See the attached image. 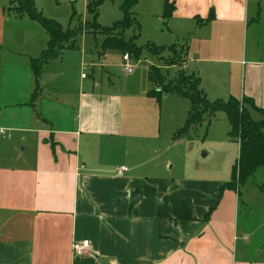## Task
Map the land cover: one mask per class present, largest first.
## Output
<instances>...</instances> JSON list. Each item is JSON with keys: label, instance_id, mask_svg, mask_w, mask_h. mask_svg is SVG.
<instances>
[{"label": "crops", "instance_id": "1", "mask_svg": "<svg viewBox=\"0 0 264 264\" xmlns=\"http://www.w3.org/2000/svg\"><path fill=\"white\" fill-rule=\"evenodd\" d=\"M165 1L152 0L150 9L168 33L151 43L183 45L181 70L200 77L209 100L249 97L264 108V0H169L175 9L166 22ZM48 41L39 22L16 16L10 0H0V264H264V211L255 214L251 202L242 211L239 188L221 191L232 175L143 170L157 164L161 150L181 145L174 135L189 106L173 118L167 143L153 106L141 102L143 114L133 118L132 103L124 109L103 80L91 90L83 74L71 93L73 67L63 56L49 63L56 87H45L44 70L34 99L31 62ZM153 65L132 80L160 104L171 94L161 101L148 95ZM16 85L25 87L33 111L46 92L61 100L50 97L46 118L31 112L19 124ZM87 239V252L77 254L73 244Z\"/></svg>", "mask_w": 264, "mask_h": 264}, {"label": "rangeland", "instance_id": "2", "mask_svg": "<svg viewBox=\"0 0 264 264\" xmlns=\"http://www.w3.org/2000/svg\"><path fill=\"white\" fill-rule=\"evenodd\" d=\"M89 1L36 0L37 7L43 11L44 15L56 20L65 29H73L80 26V24H85L86 22L94 23L95 21L101 26H112L116 21L122 20L125 17L123 9L125 0H102L97 10V15L89 11ZM151 3L152 0H139V3L133 9L134 15L139 22V27L129 28L125 32L126 39H129L134 34L137 35L136 44L138 46L147 45L151 42L161 44L159 41H162L163 37L168 33L167 27L162 22L159 23L157 17L154 16V10L150 9ZM104 40L105 35L103 33L84 32L79 35L76 48H66L62 52L61 56H63L65 62L73 67V87L71 93L75 89H80L82 74L88 76L85 85H89L88 88H91V90L95 89L96 85L103 80V87H108L109 92L123 98L124 109L128 102L132 103L134 106L132 110L133 118L139 119L142 116L141 102L145 106H153L152 108L155 110L156 116L154 125L157 131L162 134V140H166L167 143L168 141L173 142L169 136L173 127L172 125L175 122L173 118L178 112L186 110L188 106L190 110L192 109L193 104L191 99L186 96L171 94L165 95L159 104L156 100L140 92L136 87V81L132 80V76H138L142 72H146V67L151 64L157 66L165 65L164 68L160 69V74L165 77V83L173 81L181 69V64L184 60L183 51H181L183 45L177 44L176 48L178 51L175 54L164 51L161 55H154L145 48L141 57L137 58L135 57L136 55H132L134 73H127L122 61L124 52L118 49L104 52ZM173 42L169 40L166 43L171 44ZM155 49L156 51L159 50V48L150 45V51ZM102 52H104L103 55L101 54ZM61 56L57 58L60 59ZM163 56L166 57V60H164ZM55 59L49 61L46 64L47 66H45V87L49 84L52 88L56 87V81L52 73L55 70V65L49 64ZM177 60H180V62ZM172 61L175 62V66H172ZM108 78L112 81L110 82L111 86L107 84ZM159 88L161 89V87ZM24 89L25 87H22V85H16V100L18 99L20 103H23L20 108L16 109L15 114V121L19 124L26 122L27 118L31 117V112H33L34 116L41 112V117L46 118L50 97L56 98L58 101L61 100V96L46 92L43 99H41V103L40 101L35 102L37 104L33 111V109L26 106L27 100L25 99L26 94ZM64 92L67 93V91ZM58 105L62 106L59 103ZM60 112L59 110L57 113ZM124 115L127 117L126 112ZM60 118L64 119V115H60ZM45 124L50 125L49 122H45ZM230 128L229 119L225 112L218 111L212 116H206L203 121L196 123L190 128L187 135L183 137V142L179 147H174L170 151L166 149L161 150L157 155V157L159 156L157 164L149 167L144 166L143 170L145 173H149L150 171L154 175H161L167 172L177 177L183 174H192V170L196 174L199 170L204 171L201 174L206 178L229 180L231 179L233 166L239 156V144L237 140L230 137ZM168 160H170V164L165 167L164 164ZM186 168L191 169V171H188L189 169L186 170ZM239 189L241 191L240 196L242 197V211L245 212L246 206L250 202L255 214L261 210L264 211V167H260L255 176L250 178L244 185H239ZM255 222L259 223L258 221Z\"/></svg>", "mask_w": 264, "mask_h": 264}, {"label": "trees", "instance_id": "3", "mask_svg": "<svg viewBox=\"0 0 264 264\" xmlns=\"http://www.w3.org/2000/svg\"><path fill=\"white\" fill-rule=\"evenodd\" d=\"M101 3L102 0H90L88 3L89 11L97 15V10ZM137 4L138 0H125L123 5L125 11L124 19L116 21L112 26H101L95 21L94 23L86 22L85 24H80V26L73 29H65L62 24L44 15L43 11L37 7L35 0H10V5L16 16H27L39 22L49 34L46 48L39 57L33 58L31 62L36 83L33 98H37L41 91L40 82L46 64L61 56L66 48H76L78 37L84 32L103 33L105 35L103 42L104 52L118 49L124 53H129L131 57L136 55L135 57L138 58L144 48L149 49L150 45H152L159 48L158 51L156 49L151 51L155 55H161L164 51H169L173 54L177 53L176 43L168 46H158L154 43L138 46L136 44V34L129 39L125 38L126 30L132 27H139V22L133 12ZM174 9V3L166 0L163 13L165 22L172 17ZM183 48L181 51L184 54ZM104 52L101 54L103 55ZM172 65H175L174 61H172ZM149 78L154 85V89L148 95L157 98L158 101H161L164 94L186 96L192 101L193 106L189 112L186 124L176 132L174 140L185 137L190 128L196 123L203 121L206 116H212L218 111H223L227 114L231 126L230 137L239 143V156L232 169V180L223 184L221 191L224 188L238 190L239 185H244L250 178L255 176L260 167H264V108L256 106L253 98L232 96L227 100H209L205 90L202 88L200 77L193 73H186L181 69L173 81L165 83L166 80L160 74V68L153 65L149 70ZM250 108L259 113L261 118H253Z\"/></svg>", "mask_w": 264, "mask_h": 264}, {"label": "built area", "instance_id": "4", "mask_svg": "<svg viewBox=\"0 0 264 264\" xmlns=\"http://www.w3.org/2000/svg\"><path fill=\"white\" fill-rule=\"evenodd\" d=\"M122 61H123V66H124L125 71L127 73H132L134 65L132 64L133 60H132L131 55L129 53H124L122 56ZM83 76H85V74H83ZM120 170L126 171L127 168L123 166L120 168ZM89 244H90V241L88 239L83 240L82 242H75L73 244V249L77 254L82 255L87 252L89 248Z\"/></svg>", "mask_w": 264, "mask_h": 264}, {"label": "water", "instance_id": "5", "mask_svg": "<svg viewBox=\"0 0 264 264\" xmlns=\"http://www.w3.org/2000/svg\"><path fill=\"white\" fill-rule=\"evenodd\" d=\"M139 184H140V181L137 180V179H134V180L131 181V185H132V187H133L134 189H135L136 187H138Z\"/></svg>", "mask_w": 264, "mask_h": 264}]
</instances>
